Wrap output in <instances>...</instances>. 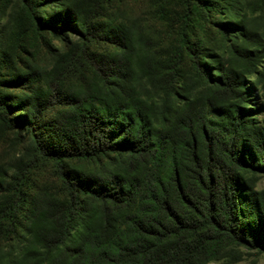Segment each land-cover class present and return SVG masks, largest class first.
<instances>
[{"label":"trees","instance_id":"obj_1","mask_svg":"<svg viewBox=\"0 0 264 264\" xmlns=\"http://www.w3.org/2000/svg\"><path fill=\"white\" fill-rule=\"evenodd\" d=\"M22 1L31 15L36 0ZM195 1L192 15L212 8ZM254 11L262 30L248 13L220 24L232 41L210 60L183 37L162 63L133 22L103 27L69 9L54 16L75 22L83 44L70 63L85 59L95 79L79 76L66 91L61 72L41 73L30 110L14 119L0 102L7 129H32L51 107L68 108L44 124V138L34 131L29 147L54 163L59 194L28 198L22 161L9 182L0 169V242L9 244L0 264H235L245 252L264 255V120L256 117L264 106V0ZM101 41L115 48L102 63L87 49ZM185 59L191 79L182 76ZM72 161L96 167L78 172Z\"/></svg>","mask_w":264,"mask_h":264},{"label":"rangeland","instance_id":"obj_2","mask_svg":"<svg viewBox=\"0 0 264 264\" xmlns=\"http://www.w3.org/2000/svg\"><path fill=\"white\" fill-rule=\"evenodd\" d=\"M199 1H208L212 8L201 9L192 15L190 3L195 0H36L29 15L22 0H0V102H5L11 119H14L26 116L30 110L27 100L39 86L38 75L41 73L53 69L61 72L60 78L65 76L62 85L66 91L79 86V76L95 79V72L85 59L80 58L75 66L70 63V55L83 41L70 28L75 22H69L73 26L68 27L54 21L53 17H58L65 9H69L75 19H91L103 27L120 21L135 23L147 50L158 63L170 57L177 47L182 48L183 37L201 46V60L208 61L215 52L222 53L232 41V33L225 39L220 33V24L243 13H248L249 19L262 30L263 21L259 19V12L254 11L257 0ZM87 49L90 57L101 63L115 50L113 45L102 41L88 42ZM182 53L186 56L184 49ZM69 68L73 71L66 74ZM181 68L183 78L191 79L193 70L188 59ZM67 109L66 106L51 107L32 124V129L26 124L7 129L0 119V169L6 173L2 179L9 182L10 177L16 175V165L24 162L29 167L30 199L40 191L60 193L61 183L55 175L54 163L38 154L31 155L29 147L34 140V131L43 134L44 124ZM259 113L257 119L264 120V106ZM67 165L78 172H91L96 167L80 161ZM262 188L264 179L258 185V189ZM24 215H30V206ZM8 245V241H1L0 249L7 250ZM235 264H264V255L245 252L243 260Z\"/></svg>","mask_w":264,"mask_h":264}]
</instances>
